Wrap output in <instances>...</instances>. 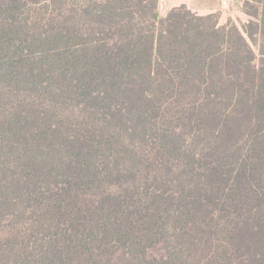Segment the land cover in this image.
<instances>
[{
	"label": "trees",
	"instance_id": "trees-1",
	"mask_svg": "<svg viewBox=\"0 0 264 264\" xmlns=\"http://www.w3.org/2000/svg\"><path fill=\"white\" fill-rule=\"evenodd\" d=\"M157 3L0 0V264H264V0Z\"/></svg>",
	"mask_w": 264,
	"mask_h": 264
},
{
	"label": "rangeland",
	"instance_id": "rangeland-1",
	"mask_svg": "<svg viewBox=\"0 0 264 264\" xmlns=\"http://www.w3.org/2000/svg\"><path fill=\"white\" fill-rule=\"evenodd\" d=\"M246 3L252 4V0H158L157 12L160 17H165L170 10L185 6L188 10L200 16L213 14L217 17L220 26L229 21L234 23L249 42L244 27L252 19L246 14L248 11ZM252 49L256 54V64L258 65L261 58L257 48L252 46Z\"/></svg>",
	"mask_w": 264,
	"mask_h": 264
}]
</instances>
